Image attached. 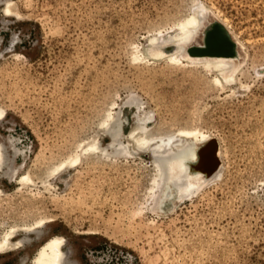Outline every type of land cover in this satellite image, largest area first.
<instances>
[{
  "label": "rangeland",
  "instance_id": "rangeland-1",
  "mask_svg": "<svg viewBox=\"0 0 264 264\" xmlns=\"http://www.w3.org/2000/svg\"><path fill=\"white\" fill-rule=\"evenodd\" d=\"M197 1L238 44L236 84L184 58L142 55L148 37L170 31L194 0H15L20 18L4 16L0 0V138L18 149L6 151L8 163L28 155L34 180L20 188L3 166L0 222L44 219L41 237L0 253V264H27L59 235L66 264H264V0ZM132 93L155 112L158 131L216 138L222 175L174 207L151 206L146 153L81 160L45 187L44 173ZM136 110L123 106L126 134Z\"/></svg>",
  "mask_w": 264,
  "mask_h": 264
},
{
  "label": "bare ground",
  "instance_id": "bare-ground-1",
  "mask_svg": "<svg viewBox=\"0 0 264 264\" xmlns=\"http://www.w3.org/2000/svg\"><path fill=\"white\" fill-rule=\"evenodd\" d=\"M14 1L4 0L2 8L4 16L20 18L19 13L14 10L16 4ZM207 9L202 1L194 0L190 12L183 19L173 24L166 33L159 30L150 35L146 48L140 50L142 55L163 62L165 60L177 63L184 58L188 63L201 64L217 72L216 82L231 86L237 83V73L243 59L231 32L218 17L210 16ZM213 21L214 26L206 31L205 25ZM145 104L146 102L135 93L125 97L116 108L117 111H110L99 121V131L79 143L78 152L58 162L55 168H50L44 173L45 187L51 188L55 179H62L69 168L81 160L129 157L141 159L146 153L150 156V165L148 167L145 165L146 168L143 166L142 170L149 177L146 192L151 206L154 208L159 204L174 207L180 201L192 198L212 180L222 175L221 149L216 138L196 128L160 132L157 130L155 112L148 109ZM123 106H133L137 109L128 134L123 132ZM4 115L5 109L0 106V123ZM105 136L109 138V142H106ZM11 149L18 153L14 140L2 136L0 172L3 166L7 165L8 177L19 182L20 188H26L34 183L26 168L28 155L23 153L24 150H20L23 153V162L10 164L6 151ZM2 194L0 188V195ZM43 226V218L29 221L26 219L25 222L15 224L1 221L0 253L25 248L27 244L33 242L32 234L36 238L41 237L39 231ZM63 245V238L60 235L51 237L45 243H41L32 255L31 262L27 264H66L67 256Z\"/></svg>",
  "mask_w": 264,
  "mask_h": 264
}]
</instances>
